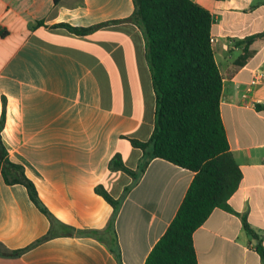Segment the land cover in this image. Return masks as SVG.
Instances as JSON below:
<instances>
[{"label":"crops","instance_id":"obj_1","mask_svg":"<svg viewBox=\"0 0 264 264\" xmlns=\"http://www.w3.org/2000/svg\"><path fill=\"white\" fill-rule=\"evenodd\" d=\"M192 1L213 16L220 114L241 171L225 205L193 232L197 263L264 264V0ZM133 10V0H0L1 139L61 222L37 242L48 217L0 171V264H144L176 214L194 172L148 159L150 148L133 142L148 141L155 121L145 39L127 20ZM59 23L103 25L79 34ZM254 75L262 79L252 83ZM115 153L134 174L109 170ZM98 184L122 197L112 222Z\"/></svg>","mask_w":264,"mask_h":264},{"label":"trees","instance_id":"obj_2","mask_svg":"<svg viewBox=\"0 0 264 264\" xmlns=\"http://www.w3.org/2000/svg\"><path fill=\"white\" fill-rule=\"evenodd\" d=\"M133 4V13L127 20L142 30L155 93V121L150 138L146 142H133L143 150L150 148L148 159L162 158L194 172L176 214L149 251L144 264H198L193 232L215 207L225 205L241 179L240 168L229 151L220 114L222 76L212 46L213 16L192 0H133ZM58 25L86 34L103 24ZM255 36L258 35L244 41L248 43ZM4 121L3 98L0 171L5 183L24 185L31 201L48 217L51 226L48 233L37 240L40 242L54 236V227L61 222L40 201L24 167L9 159L1 139ZM108 167L134 174L123 165L118 153L110 159ZM95 191L112 205V222L122 197H113L101 184L95 186ZM78 233L98 237L100 231L80 230ZM20 251L22 249L14 253Z\"/></svg>","mask_w":264,"mask_h":264},{"label":"built area","instance_id":"obj_3","mask_svg":"<svg viewBox=\"0 0 264 264\" xmlns=\"http://www.w3.org/2000/svg\"><path fill=\"white\" fill-rule=\"evenodd\" d=\"M262 79V76L254 75L252 79V83H256Z\"/></svg>","mask_w":264,"mask_h":264},{"label":"rangeland","instance_id":"obj_4","mask_svg":"<svg viewBox=\"0 0 264 264\" xmlns=\"http://www.w3.org/2000/svg\"><path fill=\"white\" fill-rule=\"evenodd\" d=\"M115 86L118 87V89L120 90L123 87V83L122 82L115 83ZM104 87H106V83H104Z\"/></svg>","mask_w":264,"mask_h":264}]
</instances>
